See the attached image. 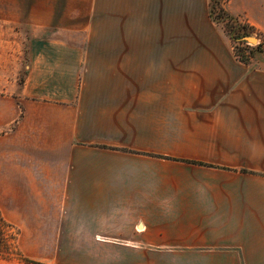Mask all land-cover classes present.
<instances>
[{
	"label": "crops",
	"instance_id": "obj_1",
	"mask_svg": "<svg viewBox=\"0 0 264 264\" xmlns=\"http://www.w3.org/2000/svg\"><path fill=\"white\" fill-rule=\"evenodd\" d=\"M208 8L0 0L3 219L26 215L7 193H60L54 217L146 209L179 219L195 264H264V176L240 170L264 165V68Z\"/></svg>",
	"mask_w": 264,
	"mask_h": 264
},
{
	"label": "rangeland",
	"instance_id": "obj_2",
	"mask_svg": "<svg viewBox=\"0 0 264 264\" xmlns=\"http://www.w3.org/2000/svg\"><path fill=\"white\" fill-rule=\"evenodd\" d=\"M210 4L214 15L223 7L235 18L233 23L225 14L219 15L221 20L216 23L225 35L229 36L225 23L231 33L244 23L253 27L249 34H240L233 40L229 37L231 55L250 70L264 68V0H209ZM248 36L255 41H249ZM248 51L251 56L242 62L239 55ZM240 170L264 176V165L255 169L245 165ZM55 195L60 197V193L47 192L7 193L5 206L13 204L24 209L26 215L22 219L5 220L18 230V251L36 261L35 264H195L197 261V255L192 254L195 248L180 239L186 233L181 230L183 225L175 224L179 219H142L146 209L141 208H118L117 219H60L52 216L53 207L60 204ZM149 211L152 214L153 210ZM0 264L32 263L0 258Z\"/></svg>",
	"mask_w": 264,
	"mask_h": 264
},
{
	"label": "trees",
	"instance_id": "obj_3",
	"mask_svg": "<svg viewBox=\"0 0 264 264\" xmlns=\"http://www.w3.org/2000/svg\"><path fill=\"white\" fill-rule=\"evenodd\" d=\"M219 9L220 12L214 15L213 6L212 4L209 5L208 14L213 21L219 22V20H221L219 19L220 17L219 15L225 14L228 21H232L233 23L235 22V18L228 11H225L223 7H219ZM225 28L227 30V34L232 40L239 37L240 34H249L250 31H253V27L251 25H248L247 23H244L243 25H237L236 26L237 31H234L233 33L230 32L226 23H225ZM239 56L241 57L240 60L242 62H246L249 56H251V51H248V54L239 55ZM199 163L204 164L202 162ZM17 235H18V230L16 229V227L11 223L7 222L5 219H3L0 214V258L2 259L15 258L25 263L35 264L36 261L22 256L21 253L18 251Z\"/></svg>",
	"mask_w": 264,
	"mask_h": 264
},
{
	"label": "water",
	"instance_id": "obj_4",
	"mask_svg": "<svg viewBox=\"0 0 264 264\" xmlns=\"http://www.w3.org/2000/svg\"><path fill=\"white\" fill-rule=\"evenodd\" d=\"M249 41H255V38L254 37H251V36H248L246 37Z\"/></svg>",
	"mask_w": 264,
	"mask_h": 264
}]
</instances>
